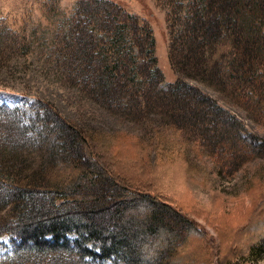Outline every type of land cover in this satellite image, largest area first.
Returning a JSON list of instances; mask_svg holds the SVG:
<instances>
[{"label": "rangeland", "instance_id": "374dc122", "mask_svg": "<svg viewBox=\"0 0 264 264\" xmlns=\"http://www.w3.org/2000/svg\"><path fill=\"white\" fill-rule=\"evenodd\" d=\"M116 1L138 14L152 28L164 89L177 88L178 81L180 84L183 80L196 85L216 102L204 106L200 110L202 113L196 114L187 101L199 97L189 92L183 100L171 101L168 118L159 111L143 116L102 106L47 65L43 59L47 49L39 46L44 37H51L50 31L65 22L78 0H0V107H19L21 119L29 125L27 130L32 139L20 142L26 147L22 158H27L32 167L46 168L51 154L56 151L53 149L56 133L50 134L46 123L35 113L34 97H42L51 101L64 117L102 138L101 143L106 147L113 142L110 154L115 165L133 185L140 183L139 189L148 188L145 185L148 182L143 181L146 176H142V168L153 169L155 178L150 176L154 178L156 189L151 190V194L157 192L179 211L174 212L171 205L161 207L157 211L161 218L155 224L168 228L175 244L186 237L190 221L206 231V239L195 232L189 237L188 256L194 255L199 260L207 258L213 264H220V261L264 264V102L259 105L249 97L256 94V84L250 81V69H264V62L252 61L254 57L249 54L248 59L241 56L236 45L234 55L239 56L247 68L237 72L236 67H228L236 73L237 80L222 82L220 75L216 79L212 74L222 55L211 59L217 41L215 37L208 39L210 29L201 27L205 32L190 45L178 36L180 28L170 19L171 0ZM225 22L221 20L216 26L224 29ZM227 23L230 35L237 36V26L231 21ZM30 32H35L36 37L27 52L28 43L24 41L30 40ZM220 45L218 42V47ZM122 131L148 142L150 158L140 159L142 144L132 146L130 139L119 136ZM4 142L0 141V146L5 145ZM28 146L32 147L31 152ZM85 150L88 154L86 146ZM148 159L157 162L156 166L149 167ZM112 179L100 173L97 181L92 180L99 190L100 200L93 201L95 206L131 204L127 201L128 192L123 193ZM140 202L142 200H136ZM6 208L0 205V217ZM155 208H160L159 202L155 203ZM97 218L94 219L100 222L108 236L109 232L117 230L116 235L126 243H138L140 233L134 231L133 236L139 239L132 240L128 232L135 230L133 226L123 230L122 221H119L115 229L106 230L104 226L112 216L105 217L102 211ZM18 241L7 233L1 234L0 259L11 254ZM86 244L92 249L86 254L88 264L171 263L168 259L149 260L141 255L132 259L123 244L114 245V250L103 249L97 241H86ZM169 253L168 250L167 255Z\"/></svg>", "mask_w": 264, "mask_h": 264}, {"label": "trees", "instance_id": "16d2710c", "mask_svg": "<svg viewBox=\"0 0 264 264\" xmlns=\"http://www.w3.org/2000/svg\"><path fill=\"white\" fill-rule=\"evenodd\" d=\"M171 1L170 19L180 28L177 34L182 41L195 43L205 32L201 27L210 29L208 39L216 38V50L211 59L222 56L216 72L212 73L214 78L221 76L222 82L234 83L237 78L231 68L236 67L237 72L247 68L246 63L234 55L236 45L241 56L247 58L249 54L254 57L252 61L264 62V0ZM221 20L226 24L223 23L224 29L220 30L216 24ZM230 21L238 28L237 36L230 35L227 23ZM50 32L51 37H44V43L39 44L47 49L44 61L102 106L143 116L159 111L168 118L171 101L183 100L189 92L199 97L187 101L196 114L216 102L196 85L183 80L180 84L178 81L177 88L164 89L152 28L116 0H78L65 22ZM33 37H36L35 32H30L28 41L23 37L24 43H28L27 52L34 42ZM218 42H221L220 47ZM250 73L256 94L249 97L259 104L264 102V69L253 67ZM33 105L50 134L56 133L53 137L56 151L51 154L46 168L41 169L30 166L28 159L22 158L26 150L22 143L27 142L26 138L32 139V134L27 130V122L20 117L19 107H0V141H5V145L0 146V205L7 207L0 217V235L7 233L19 240L12 253L0 259V264H88L86 254L92 249L86 241H97L108 250L123 244L131 258L141 255L149 260L168 259L169 264H213L210 259L199 260L187 255L192 233H201L206 239V231L195 222L190 221L186 237L176 244L168 228L155 224L161 218L157 212L161 207L171 205L174 212L179 211L157 192L151 194L150 191L156 189L153 169L142 168L141 174L146 176L143 181L148 182L145 184L148 188L139 189L140 183L133 185L115 165L110 154L113 142L106 147L101 143L102 138L64 117L47 99L35 96ZM121 133L119 136L130 139L132 146L142 144L140 159L150 158L148 142L136 134ZM28 150L33 149L28 146ZM146 164L155 167L157 162L148 159ZM100 173L112 177L122 192H128L127 201L131 204L120 206L114 201L116 206L105 203L95 206L93 201L100 200L99 190L92 180L97 181ZM135 198L142 202L136 203ZM154 201L159 202L160 208H155ZM102 211L105 217L112 216L104 229H115L122 221L123 230L135 228L128 230L132 240L139 239L133 236L134 231L140 233L138 243H126L116 235L117 230L109 232V236L105 234L100 222L94 219ZM121 233L125 237L124 232ZM168 250L170 255H167ZM220 264L226 262L220 261Z\"/></svg>", "mask_w": 264, "mask_h": 264}]
</instances>
